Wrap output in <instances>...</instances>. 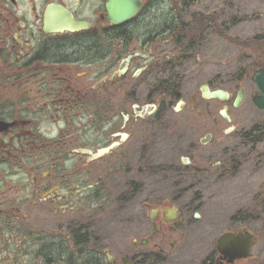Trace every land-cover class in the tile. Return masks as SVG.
Returning <instances> with one entry per match:
<instances>
[{"label":"flooded vegetation","instance_id":"flooded-vegetation-1","mask_svg":"<svg viewBox=\"0 0 264 264\" xmlns=\"http://www.w3.org/2000/svg\"><path fill=\"white\" fill-rule=\"evenodd\" d=\"M194 4L0 0V264H264L257 204L219 218L217 211L231 209L176 197L149 203L143 182L131 180L146 174L130 166L142 151L131 145L132 115L160 118L166 110L135 100L157 73L171 74L184 60L177 49H199L209 31L211 15L191 17ZM188 17L198 26H185ZM69 18L86 29H68ZM258 37L255 46L264 49V34ZM175 74L154 84L157 96L179 97ZM87 129L119 144L89 162L79 154L93 151L83 139ZM107 162L109 170L89 171ZM89 172L91 185L83 177Z\"/></svg>","mask_w":264,"mask_h":264},{"label":"rangeland","instance_id":"rangeland-1","mask_svg":"<svg viewBox=\"0 0 264 264\" xmlns=\"http://www.w3.org/2000/svg\"><path fill=\"white\" fill-rule=\"evenodd\" d=\"M189 10L191 17L199 12L215 14V27L218 31L219 26L222 27L226 35L221 38L212 25L199 49H177V53L184 56V60L173 67L176 71L174 82L178 85L180 98L186 102L183 111L174 112L172 109L177 100L157 96L152 89L156 82L170 78L172 73L168 72L157 73L151 78L144 94H139L135 100L141 106L156 104L161 107L165 101L166 110L160 118L140 119L132 115L131 139L135 141L131 145L142 151L131 159L130 166L132 171L143 169L146 174L145 178L132 176L131 180L143 182L144 198L149 203L176 197L180 203L231 209L217 211L219 218H223L237 209H254L259 196H264V112L252 103L253 96L258 93L249 74L257 62L254 51L242 45V41L248 42L264 34V0H195ZM139 79L132 81L133 86L142 82ZM205 84L213 91L221 89L233 96L225 103L206 101L199 92L200 86ZM241 87H245L246 97L241 106L234 108L233 101ZM195 94L200 97L196 103L192 100ZM193 106L204 112L210 108L209 118L192 112ZM225 106L229 108L231 124L220 116ZM231 125L236 127L235 132L224 137L225 130ZM83 133V139L93 151L109 146L102 134L91 129ZM207 134H211L212 139L202 146L201 140ZM246 138L248 143L243 142ZM140 145L142 147H138ZM182 157L190 158L191 166H184ZM242 161L248 162L239 169ZM215 162L226 165L210 169L209 163ZM109 163L100 166L103 168L91 167L89 171L109 170ZM82 165L85 166V160ZM83 177L90 185L96 181L90 172ZM104 186H108V182H104ZM259 212L260 218L264 219V205L260 206Z\"/></svg>","mask_w":264,"mask_h":264},{"label":"water","instance_id":"water-1","mask_svg":"<svg viewBox=\"0 0 264 264\" xmlns=\"http://www.w3.org/2000/svg\"><path fill=\"white\" fill-rule=\"evenodd\" d=\"M128 19H129V17H127V18H113V19H110V21L113 23H116V24H120V23L127 21ZM67 27H68V29H71V30L79 29V31L86 29V25L84 23H75L70 18L68 19ZM127 61H129V60H127ZM124 71H125V69L121 73H123ZM252 79L255 82L257 89L262 94L260 96H256L253 98V104L259 110L264 111V70L255 73L253 75ZM201 90H202L203 98L206 100H217L219 102H227L231 98V94H229L228 92H226L224 90L211 91L208 85H205ZM244 100H245V88H242L239 91V93L237 94V97L234 101V107H239L244 102ZM183 105H184L183 102L179 103V106H183ZM178 110H181V107ZM227 111H228V107H225L221 111V115L227 123H231L232 119L228 115ZM234 129H235L234 127H231L228 130V133L234 131ZM210 140H211V136H207V138L202 141V144L205 145V144L209 143ZM110 150H111V148L103 149V150L98 151L97 154H93L92 152H90L88 150L80 149L79 153L80 154H87L90 157V160H96V159H99V158L103 157L104 155L108 154ZM183 162H184V164H189V159L183 158ZM197 217H198V215H197Z\"/></svg>","mask_w":264,"mask_h":264},{"label":"trees","instance_id":"trees-1","mask_svg":"<svg viewBox=\"0 0 264 264\" xmlns=\"http://www.w3.org/2000/svg\"><path fill=\"white\" fill-rule=\"evenodd\" d=\"M212 21L214 22L215 21V19L212 17ZM216 22V21H215ZM186 25H190V24H186ZM246 44H249V43H244V45H246ZM254 52H256L255 50H254ZM258 64V63H257ZM164 105H165V103H164Z\"/></svg>","mask_w":264,"mask_h":264}]
</instances>
